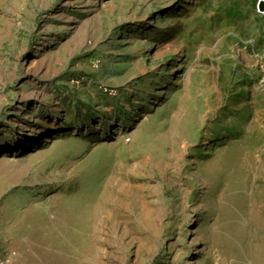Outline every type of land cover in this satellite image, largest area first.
I'll return each instance as SVG.
<instances>
[{
  "label": "rangeland",
  "instance_id": "rangeland-1",
  "mask_svg": "<svg viewBox=\"0 0 264 264\" xmlns=\"http://www.w3.org/2000/svg\"><path fill=\"white\" fill-rule=\"evenodd\" d=\"M259 2L0 0V149L46 136L0 151V264H23L42 220L66 264H264ZM190 99L178 158L138 157L161 130L166 151ZM101 187L108 200L81 202Z\"/></svg>",
  "mask_w": 264,
  "mask_h": 264
},
{
  "label": "bare ground",
  "instance_id": "bare-ground-1",
  "mask_svg": "<svg viewBox=\"0 0 264 264\" xmlns=\"http://www.w3.org/2000/svg\"><path fill=\"white\" fill-rule=\"evenodd\" d=\"M188 105V103H185V107ZM198 106V102L194 99H190L189 101V107L188 110L186 111V116L180 117L178 120H175L174 123L176 122V124L174 125V127L168 131L169 133H171V137H170V141H169V145L165 151V146L166 143L165 140L163 139V130L161 131H157V133H155L152 137H145L142 142L140 143V149L139 153H138V157H144L147 160H155L159 155L158 158H163V160H171L172 162H174V160H176L177 154L180 151V147L182 144H185L186 146L189 145V143L191 142V139L189 137V130H188V120L192 119L195 116H191L190 114L196 111V108ZM185 109V108H184ZM184 109H179L177 110L174 109L173 114L175 113H179L181 111H183L184 113ZM211 116V112L206 111H202L200 113V119L198 121V125L200 126L205 120L209 119ZM240 135L239 133H236V136L234 139H239ZM37 142H35V140H30L29 142H25V143H15L13 145H9V146H5L2 147V149H0L1 154H7L8 152H14V151H27L28 149H32L37 145L42 144L43 142H46V136H40L39 138H37L36 140ZM226 142V141H224ZM223 142V143H224ZM162 148V150H161ZM243 147H241L240 149H231L230 151L227 152H223L222 154H219L220 156H222L220 160L229 158L227 160V162L224 163V165H228L229 162L233 161V160H240L244 157V155L240 156L241 152H243ZM244 167H247V173H249L252 176V165L250 163L247 162V160H244ZM156 170L155 167L152 168V171ZM222 170V169H220ZM91 177L90 180V184L94 185L95 182V178L93 177L92 173H90L89 175ZM88 179V178H87ZM213 179L215 181H217V183L222 186L224 179H223V173L222 171H220V173H215ZM147 181V179L145 177H138V178H134L132 181V184L135 185L134 183L138 182V181ZM251 181V180H250ZM249 181V182H250ZM98 182V181H97ZM86 182H84L85 186ZM87 184H89V182L87 181ZM233 187V186H232ZM233 190V189H231ZM240 192H244V191H240ZM110 192H103L102 187L95 191L92 189H88L83 193L82 196V203L86 204L87 206L89 204H98V199L100 198H104L106 200L109 199V194ZM234 195L237 194V196L239 198H243V195L239 194V191H235L233 190ZM245 194V193H244ZM216 204H219V201L215 202ZM246 207L248 206L247 204H245ZM259 205V204H258ZM253 207V204H252ZM255 208V207H253ZM240 209V208H239ZM246 209V208H245ZM241 210V209H240ZM256 210V208H255ZM261 210V208H260ZM242 213V212H241ZM245 217V216H244ZM233 217H227L225 218L226 224H230V222H232ZM51 222V221H50ZM48 226H49V230H48ZM224 229V228H223ZM215 230V229H214ZM226 230V229H225ZM35 233L34 234V238H36V241H30V240H25L24 243H22L21 246H18V260L19 262H22L23 264H66L69 262L68 257H63L62 252H63V246L60 243V239L57 236V239L55 238V236L53 234H51V227H50V223L49 220H42L41 222L38 223V225L36 226L35 229ZM47 233V236H44ZM32 237V235H31ZM227 241V240H226ZM222 246H228L227 242H222L220 244H217L215 246L216 247H222ZM214 250V249H213ZM59 253V254H58ZM260 254H258L259 256Z\"/></svg>",
  "mask_w": 264,
  "mask_h": 264
},
{
  "label": "water",
  "instance_id": "water-1",
  "mask_svg": "<svg viewBox=\"0 0 264 264\" xmlns=\"http://www.w3.org/2000/svg\"><path fill=\"white\" fill-rule=\"evenodd\" d=\"M259 9H260L261 12H264V0H260Z\"/></svg>",
  "mask_w": 264,
  "mask_h": 264
}]
</instances>
